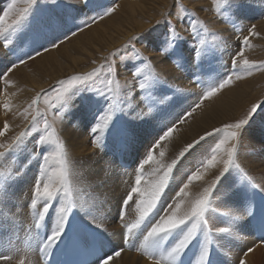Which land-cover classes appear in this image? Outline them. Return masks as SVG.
<instances>
[{"label":"snow or ice","instance_id":"1","mask_svg":"<svg viewBox=\"0 0 264 264\" xmlns=\"http://www.w3.org/2000/svg\"><path fill=\"white\" fill-rule=\"evenodd\" d=\"M64 2L70 4L72 0ZM80 2L89 10L80 18V31L113 14L119 6L104 5L100 0ZM17 3L18 0H11L7 10L0 15V42L5 48L13 44L14 38L18 39L30 30L38 0H23L26 7L19 11ZM211 3L215 16L231 25L234 35L239 38L238 47L227 52L230 64L224 54L233 46L226 40L217 43L219 34L210 31L197 13L186 8L180 0H176L175 9L162 12L161 19L156 21L157 25H166V35L163 44L155 50L176 67L186 70L188 65L195 64L203 68L206 62H218L215 77L208 82L198 101L178 120L170 121V117L182 89L173 87L167 76L157 71L148 57L129 41L126 47L131 48L133 60L139 61L129 69L133 82L121 84L116 63L118 53L114 52L99 69L60 80L51 90L37 93L20 112L26 124L21 131L14 132L7 121L0 127V169H4L0 171V210L11 198L23 169L36 163L28 203L32 223L26 229L23 248L0 245V264H13L14 261L25 264V259L19 258L21 252L24 256L38 255L40 264H51L53 255L62 254L69 246L81 247L91 256V260L83 264H110L121 257L125 249L142 253L151 264H226L213 257L214 251L219 253L215 246L217 238L229 243L240 240L249 226L255 228L260 243L264 244V184L255 181L242 167L238 148L244 131L254 123L257 110L264 112L260 104L254 103L243 118L214 128L187 145L181 156L206 137H214L213 146L199 157L194 170L179 182L173 175L177 160L166 163L163 150L158 156L155 154L161 141L172 136L176 123L191 116L205 100L232 86L234 79L264 71V62L250 61L245 56V51L252 47L251 38L259 36L255 24L247 29L243 25L249 0H211ZM174 20L184 25V31L192 37L190 41L180 34ZM72 35L76 32L71 31L60 38L59 43L53 39V47H59ZM135 39L143 44L147 37ZM186 45L190 48L187 54ZM44 50L49 49L45 47ZM41 54L37 50L35 55L18 57L0 70V81L5 88L9 84V73ZM101 72L105 73L104 86L97 89ZM0 92L8 95L5 89ZM77 99L93 114L90 131L97 147H105L100 140L107 135L118 138L117 149L122 157L135 150L138 144L143 147L142 154L131 165L125 164V167H134L136 175L134 184L116 204L114 219L121 225L119 233H110L105 227L110 209L104 207V195L93 192L91 185L87 191L80 187V174L55 126L58 117ZM41 103L46 106L44 110L40 109ZM2 107L5 113L15 115L10 100ZM141 124L151 129L149 138L143 141ZM10 132L13 134L9 135ZM145 165H152L153 170L148 182L142 186ZM202 169H215L216 172L206 185L200 186L201 191L190 195L189 185L204 179ZM170 182L172 191L169 196H164ZM257 194L261 197L259 202ZM234 197L242 198L239 205L234 203ZM130 204H134L137 213V219L131 223L125 220ZM117 236L119 243L115 241ZM252 251H255L254 247L248 248L238 264H247L244 257Z\"/></svg>","mask_w":264,"mask_h":264},{"label":"bare ground","instance_id":"2","mask_svg":"<svg viewBox=\"0 0 264 264\" xmlns=\"http://www.w3.org/2000/svg\"><path fill=\"white\" fill-rule=\"evenodd\" d=\"M8 1L9 0H0V8ZM74 1L76 2V0ZM109 1L110 0H100V3L110 6ZM111 1L112 5L116 4L114 0ZM116 2L119 3V6L117 7V11L114 13V15L110 16L107 19L105 17V19L100 21V23H98L97 25H94L87 31L85 30V32H83L82 34L71 39L60 50L59 47L51 46L52 50L46 53L47 55H43V57L45 58L43 63L41 64L42 66L40 65L39 61L37 62L38 65L36 70H24L23 68H21V66L17 67L16 70L13 71L14 73L10 75L13 80L18 75V78L15 80V84L12 87L5 88V85L0 81V89L4 85V89L8 93V95L5 96L3 92H0V127H2L3 124L7 121L9 125L12 126V128L14 129L17 126L16 123L20 120V116H13L12 112L5 113L2 106L6 101L10 100L11 104L13 105V112L15 111V108H17V111H22L24 108L22 107V104H24L25 102L29 103L38 92L43 91L52 83L63 79L65 76L70 77L71 75L77 73H85L90 71L92 68L96 67V63L103 60V58L107 55L108 52L114 51L123 43L127 42L134 35H137L147 30L152 24H155L157 20L161 19L160 17L162 12H165V10H167L168 8L174 9L175 7V2L173 3L172 0H136L135 2L119 0ZM189 2L191 5H193L194 8H198V6H200L198 3L195 4L193 2V4L191 3V1ZM72 9H77L79 11H71ZM72 9L64 10L61 12V14L56 12L52 15H49L45 21L34 25L23 36H20L14 42L15 44H13V46L17 47L25 45L37 36H43V39H45L47 28L52 30L51 35H55L56 29L60 28L61 26L63 28V33H58H60L61 35L64 34V37H66L70 34V31H72V25H77L75 23L81 21L80 18L84 16L85 11H89L85 8V6L80 7L78 5H76ZM245 20L246 19H244V21ZM254 24L256 25V30L259 33V36L258 38L256 37L255 39H251V42L253 43L252 47L254 48V50L250 53V56H257L258 53L263 56L264 20L260 22H255ZM219 25L216 24V27L222 30V32H219H221L224 39L226 38L225 40H227L231 45H233L231 43L233 32L227 27L222 25L220 27ZM67 27L71 30L68 31ZM56 35L57 37L59 36L58 34ZM25 39L26 42H24ZM59 39L60 37H58V41ZM66 39L67 38H65V40ZM43 43L47 44L46 46H44V48L48 46L47 40H44ZM27 49L28 45H25L20 47L19 52L17 51V49L15 51L18 52L19 56L21 55L24 57L27 56ZM187 51H190V49L186 48L185 54H187ZM17 52H15V54ZM12 54L13 56H15V54L11 51V48L10 50L6 49V51H3L0 47V70H3L9 65V62L12 61ZM226 54L227 53L225 52L224 59H226ZM15 59L16 58H14L13 60ZM262 60L264 61V58ZM153 61L156 64L157 70L162 73L165 72V75L167 76L168 80L174 83V86L180 89H184L185 84L190 85L192 83L191 79L194 76V70L199 68L197 66L194 67L193 64L188 65L186 70L178 68L176 66L174 67V64L169 62L166 57L160 55H153ZM88 62L93 63L87 67H84V65H86ZM44 65L48 68L44 67ZM205 65L206 64H204V66ZM41 72H44L47 76H43ZM121 74L122 77L128 79L126 74ZM182 76L183 78H181ZM21 77H24V86H26L23 93H19L21 88L23 87L20 83ZM236 87H240V89L237 91H232L231 99L226 102V106H244L243 108L247 107L245 108V110H248V108H250L254 103H259L262 99H264V71L253 76H247L246 80H243L240 83L236 84ZM193 89L195 90L193 91L196 92L195 95L199 96V90H197L196 87H193ZM227 92L228 90L218 96V102L223 103L225 101V98H223V96L227 95ZM187 96L188 95H186V97ZM183 98H185V95L181 93L180 99L182 100V102L183 100H185ZM180 99L177 101L179 104L176 103L178 106H180L179 110L176 109V112H172V117L170 121L178 120L185 111L191 108V106L198 101V99L197 101L194 100L184 107L181 106L183 104L181 103ZM187 100L191 99H189L188 97ZM209 103L211 104V107L206 106L202 108L201 111H199L194 116L193 120L188 123V125H182L177 127V133L175 138L168 140L162 146L160 144V151L163 148L166 153L170 155H177L179 152L184 150L187 145L199 140V138L203 136L206 132L212 131L214 128L221 127L225 123L235 122L239 120L244 113L243 111L238 110L239 112L243 113L239 115L240 117L236 118V113L229 110L226 111L221 108L216 109L212 107L214 104L211 100L209 101ZM211 114L215 115L213 117L214 119L209 118ZM91 116L92 112L79 99L75 100L69 112L66 114L65 118H63L65 120L62 122L61 133L63 135L64 140H66V145L68 147L67 150L69 156H71L70 158L73 161V165L76 171L80 174V187L84 188L87 191L89 186L91 185V190L93 192L96 193V191L99 190L101 191V194H104L106 193V191L104 190H106L107 187L103 183L101 185L98 181L100 179V176H97L98 180H94V177L99 174L93 173L94 164L91 162L86 163L85 170H83V166L79 164V161H81L82 159L93 156L98 158V162L104 163V165L101 166L102 170H106V166L107 168H109V166L111 165L104 155L98 154L100 155L98 156L95 152L96 149L94 150L95 147L92 146L93 143L90 139V128L92 126V123L90 122L92 118ZM89 123L90 126H88ZM141 128L148 129L149 131H151V129H149L147 125ZM175 141L178 143V147L174 151H170L169 148L171 144ZM213 142L214 140H212V143ZM113 144V140H111L109 146L112 148V146H114ZM203 148L207 149L206 144L205 146H203ZM238 148L239 161L246 166V169L249 173H251L255 177V175L264 172V158L263 156L261 158L259 157L261 153L262 155L264 153V112H261V114H258L254 117V123H251L244 131L242 140L240 141ZM116 156H118V153H116ZM166 157H168V155L165 154L164 159ZM76 158H78V161H76ZM116 163L118 165V162ZM35 165L36 163L34 164L33 168L30 167L33 173H22L23 176H26V180L23 181L19 179L16 182L15 187L12 190V196L6 203H12L15 211H17V206H25L24 204L29 202L31 198V184L35 176L34 173L36 172ZM151 166H149V169L153 170V167L151 168ZM254 170H258L259 173H254ZM215 172V169L211 171H206L202 169L204 179L199 181H193V183L189 185L187 191H189L190 195L201 191L202 188L200 186L206 185L207 182L214 177ZM148 180L149 178H147L143 184L148 182ZM105 182L106 184L110 185L114 193L105 197L104 207L105 209H110V211L108 212L109 219L106 222L105 227L108 228V231L110 233H119L120 231H122L121 225L117 223L114 219L116 215V204L120 196L123 195V193L129 188L130 185H126V183L122 182L120 178L119 182L121 187L118 184L117 179L112 180L111 183H108V179ZM259 183L264 184V179L260 180ZM26 208H28V204ZM134 210V206H129L128 213L125 214V217L128 214L132 216L131 218L137 219V214L134 213ZM80 215L83 216V213H81ZM28 217L29 219L25 225H22L18 222H13L11 224L12 228L10 234V243H13L14 240H21L24 235H27L26 229L32 223L30 209ZM127 219L128 218H125V220L129 223L135 221L132 219ZM15 228L17 234L15 236H12V232ZM250 232L252 233L251 229ZM115 241L119 243L118 236L115 237ZM254 243L255 241L251 240L249 238V234L244 231L243 237L240 240L235 241V245L233 246V248L235 249V253H240L239 257H241L243 253L247 251L248 248L253 247ZM240 244H242V247H240ZM255 247V251L249 252L248 255L244 257V259H246L247 261V264H257V262L258 264H261L262 260L264 259V247L260 245H257ZM21 257H24L25 264H40L39 260L33 254H28L27 256H24L21 252L19 254V258ZM14 263H17V261H14L13 264ZM110 264H151V261H149L140 252L133 253V251L125 250L121 254V257L117 258L116 260L110 261Z\"/></svg>","mask_w":264,"mask_h":264},{"label":"rangeland","instance_id":"3","mask_svg":"<svg viewBox=\"0 0 264 264\" xmlns=\"http://www.w3.org/2000/svg\"><path fill=\"white\" fill-rule=\"evenodd\" d=\"M115 1V3H116V5H118L119 3H117L116 1H119V0H114ZM125 1H130V2H135L136 0H125ZM189 1H191V3H195V4H199L200 6H198V8H194L193 7V5H191L190 4V2ZM180 0V3H182L186 8H188V9H190L191 11H194V12H196L197 13V15H198V17H199V19L201 20V21H203V22H205L207 25H208V27H209V29H210V31H212V32H216V33H218L219 35L217 36V40H216V42L217 43H220L221 42V40H225L224 39V37H223V35L221 34V32H222V30L221 29H219V28H217L216 27V24H220L219 26L221 27V25L222 26H225V27H227L228 29H230L232 32H233V37L231 38V43L233 44L232 46L233 47H231V48H228L227 50H226V53L228 52V51H232V50H234V48H235V46L236 47H238V45H239V38L237 37V36H235L234 35V29H232V27H231V25H228V24H224L218 17H216L215 16V14H214V11H213V5H212V3H211V0ZM110 2V6L112 5V1L110 0L109 1ZM172 2L174 3L175 2V5H176V0H172ZM201 2V3H200ZM11 3V0H9L6 4H4L1 8H0V15H2L3 14V11H5V10H7V8H8V6H9V4ZM193 3V4H194ZM76 5H78V6H80V7H84L85 5L83 4V3H81L80 2V0H76V2L74 1V0H72V3H70V4H65V2H64V0H38V4H37V6H36V8H35V16L33 17V23H32V26L31 27H33L34 25H36V24H38V23H41V22H43V21H45L46 19H47V17L49 16V15H52V14H54V13H56V12H58V13H60L61 14V12L62 11H64V10H68V9H72L73 7H75ZM5 6V7H4ZM208 6V7H207ZM24 7H26V5L23 3V0H18V3H17V11H19V10H22ZM169 9H171V8H168L167 10H165V12L166 11H168ZM174 9H175V7H174ZM204 9H207V11H204ZM253 10V11H252ZM116 11H117V8H116ZM115 11V12H116ZM251 11V12H250ZM114 12V13H115ZM250 12V13H249ZM114 13L113 14H111V15H109V16H106V19L107 18H109L110 16H112V15H114ZM246 13V15H244V19H246L245 21H244V19H243V24H244V27H245V29H247L248 27H250L251 25H253L255 22H260V21H262V20H264V0H249V4H248V10L245 12ZM257 13V14H256ZM254 14V15H253ZM202 15V16H201ZM209 15V16H208ZM246 16H248V17H246ZM249 17H250V19H249ZM161 18V17H160ZM211 18V19H210ZM215 18V19H214ZM261 18V19H260ZM105 19V18H104ZM104 19H102V20H104ZM256 21H255V20ZM102 20H98L97 22H95V23H93L92 25H91V27H93L94 25H97L98 23H100V21H102ZM247 22V23H246ZM80 23H81V21L80 22H76L75 24H77V25H72V27H71V29H72V31H75L76 32V35H72L71 36V38L69 39V38H67L66 40H64V43H61L60 44V46H59V50L66 44V43H68L71 39H73V38H75L76 36H78V35H80V34H82L83 32H85V30L87 31L88 29H90L91 27H85L84 28V30L83 31H80L79 30V25H80ZM173 23H176V25H177V28L180 30V34L182 35V36H184L185 37V39L186 40H188V41H190L191 39H192V37H191V35L188 33V32H186V31H184V25H181L180 23H178L177 21H173ZM256 26V25H255ZM67 29H68V31L69 30H71L70 28H68L67 27ZM63 31V28L60 26V28H58V29H56V34H58L59 36L58 37H60V38H62V37H64V34H60V33H58V32H62ZM219 31H221V32H219ZM71 32V31H70ZM151 32V35H149V33ZM51 33H52V30H50L49 28H47V33H46V38L45 39H43V36H37V37H35V38H33L31 41H29L28 43H26L25 45L27 46L28 45V51L26 52V55L28 56L29 54H32V55H35V51H37V50H39L42 54L41 55H39V56H36V58L35 59H31V60H28L27 61V63H25V64H23V65H20L21 66V68H23L24 70H36L37 69V62L39 61V63H40V65L43 63V61H44V58L45 57H43V55L45 54V55H47L46 53H48L49 51H51L52 50V48H51V46H53V44H52V42H53V39H55L56 40V42L57 43H59V41H58V37H57V35L55 34H53V35H51ZM63 33V32H62ZM245 34H247V32H245ZM165 35H166V25H157L156 23L155 24H152L147 30H145L144 32H141V33H139V34H137V35H134L132 38H130L127 42H125V43H123L120 47H118L117 49H115L114 51H111V52H108L107 53V55L103 58V60L102 61H99L98 63H96L95 64V66L96 67H94V68H92L90 71H88V72H91L93 69H99V67H100V65L101 64H103V63H106L107 62V59L108 58H110L111 57V54L112 53H118V56H117V58H116V63H117V66L119 67V69H120V72H119V79H120V81H121V84H129V82H133V78H132V75H131V72L129 71V69L132 67V65L134 64V63H139V61H134L133 60V52H132V50H131V48L130 47H126L128 44H129V41H132V43L135 45V47L137 48V49H139V51H141L146 57H148V59L152 62V65H153V67L157 70V67H156V64L154 63V61H153V55H160L155 49L158 47V46H160V45H162L163 44V42H164V40H165ZM62 36V37H61ZM137 36H140V37H147V39L144 41V43L143 44H141L139 41H137L135 38ZM256 37H253V39H255ZM258 38V37H257ZM252 39V38H251ZM17 39L16 38H14V41H13V44H15L14 42L16 41ZM44 40H47V43H48V46H47V48L49 49L48 51H45L44 50V46H46L47 44H44L43 42H44ZM227 41V40H226ZM24 42H26V39L24 40ZM250 43H251V45L253 46V43L251 42V40H250ZM13 44L9 47V48H5L4 46H3V43L2 42H0V47H1V49L3 50V51H6V49L7 50H10V48H11V51L13 52V50H14V54H15V52H19V49H20V47H22V46H25V45H21V46H13ZM148 44V45H147ZM151 46V47H150ZM13 47V48H12ZM150 47V48H149ZM255 47V46H254ZM186 48L187 49H190V48H188V46L186 45ZM13 49V50H12ZM17 49V51H15ZM254 50V48L253 47H251L250 49H248V50H246L245 51V56L250 60V61H255V62H264L262 59L264 58V55L262 56L260 53H258L257 54V56H250V53L252 52ZM18 52L15 54V56H13V54H12V61H13V59L14 58H18V57H21V55L19 56L18 55ZM263 53H264V51H263ZM17 56V57H16ZM27 56H24L25 58L27 57ZM41 56V57H40ZM161 56V55H160ZM122 58V59H121ZM225 60H228L229 61V64H230V58H229V56L226 54L225 55ZM98 59V58H97ZM168 60V59H167ZM12 61H10L9 62V64L12 62ZM102 62V63H101ZM170 62V61H169ZM93 63V62H92ZM92 63H87L86 65H84V67H87V66H89L90 64H92ZM206 65L205 66H203V68H198V69H196V70H194V76H193V78L191 79V81H192V83L190 84V85H184V89H182V92L181 93H183L184 95H185V98H183V99H185V100H183V102H182V100L180 99V97H179V99L181 100V103L183 104V105H181V106H187L188 105V103H191L192 101H194V100H196L197 101V99H199L200 98V95L202 94V92H203V90H204V88L207 86V84H208V82L210 81V80H212L213 79V77H215V71H214V69L216 68V67H218V62H217V60H213L210 64L209 63H205ZM42 66V65H41ZM193 66L195 67L196 65L195 64H193ZM44 67H46V68H48L47 66H45L44 65ZM174 67H175V65H174ZM4 68V67H3ZM80 68H82V67H80ZM16 69H14L13 71H15ZM11 72V73H9V75H8V77H7V79H8V81H9V84H8V88H10V87H12L14 84H15V80L18 78V75L14 78V80L12 79V77H10V75L12 74V73H14V72ZM158 71V70H157ZM17 72V71H16ZM88 72H85V73H77V74H74V75H82V74H86V73H88ZM160 72V71H159ZM261 72H263V71H257V72H255V73H253L252 74V76L253 75H256V74H258V73H261ZM42 73V75L43 76H47L44 72H41ZM121 73H124V74H126V76L128 77V79H126V78H124V77H122V74ZM164 75H165V72L163 73ZM104 75H105V73H103V72H101V74H100V77H98L97 78V82H96V88L97 89H103V77H104ZM73 75H71L70 77H72ZM20 77V76H19ZM70 77H68V76H65L63 79H60V80H64V79H68V78H70ZM181 78H183V76L181 77ZM124 79V80H123ZM46 80V79H45ZM60 80H58V81H60ZM243 80H246V77H244V78H242V79H238V80H235L234 79V82H233V85L232 86H230V87H228V88H225V89H223L217 96H215L214 98H212V99H209V100H205L201 105H200V107H198V108H196V110L192 113V115L191 116H187L184 120H183V122H180V123H176V126H175V129L177 128V127H179V126H184V125H188V123L191 121V120H193V118H194V116L199 112V111H201V109L202 108H204V107H211V104L209 103V101L211 100L212 102H213V106L212 107H214V108H216V109H224V110H229V111H232V112H234V113H236L237 114V116H236V118H238V117H240L239 115H241L243 112L244 113H247L248 112V110L250 109V108H248V110H245V108H247V107H245V108H243L244 106H226V102H228L230 99H231V96H232V91H237V90H239L240 89V87H236V84H238V83H240L241 81H243ZM58 81H56V82H54V83H52L49 87H47L46 89H44L43 91H40V92H38V93H43V92H47V91H49V90H51L56 84H57V82ZM198 81H200V82H198ZM2 82V81H1ZM170 82V81H169ZM3 83V82H2ZM20 83H21V85L23 86L22 88H21V90H20V92L19 93H23V91L25 90V88H26V86H24V77H21V80H20ZM171 83V85L173 86V87H176V86H174L175 84L174 83H172V82H170ZM185 87H187V88H185ZM193 87H196V89L197 90H199V92H200V95L199 96H196L195 95V93L196 92H194L195 90L193 89ZM1 89H4V85H3V87L1 88ZM190 90H191V92H190ZM194 90V91H193ZM226 90H228V92H227V95H225V96H223V98H225V101L222 103V102H218L219 100H217L218 99V96H220L222 93H224ZM186 94H185V93ZM189 93V94H188ZM191 94V95H190ZM89 95H92L91 93L89 94ZM181 95V94H180ZM186 95H188L187 97H186ZM188 97H189V99H191V100H187L188 99ZM193 99V100H192ZM75 101V100H74ZM74 101H73V103H74ZM188 101V102H187ZM261 102H264V99H262L258 104H260V106H261V108H264V103H261ZM26 103L27 102H25L24 104L26 105ZM72 103V104H73ZM24 104H22L23 106L22 107H26ZM28 104V103H27ZM177 104H179L178 102H177ZM175 105L174 107H173V109H172V112H176V109H178L179 110V107L180 106H178V105ZM194 105V104H193ZM192 105V106H193ZM222 105H224V106H222ZM191 106V107H192ZM46 106L43 104V103H41L40 104V109L41 110H44V108H45ZM72 107V105L70 106V108ZM23 108V109H24ZM70 108L68 109V110H66L64 113H63V115L62 116H59L58 117V119H57V122H56V128H57V131H58V133H59V135L61 136V138L64 140V138H63V135H62V133H61V126H62V122L65 120V119H63V118H65V116H66V114L69 112V110H70ZM174 110V111H173ZM238 110H241V111H243V112H239ZM23 111V110H22ZM22 111H17V108H15V115H13V116H20V120H19V122H17L16 124H17V126L14 128V132H19V131H21L24 127H26V124H25V122L23 121V118H22V116L20 115V112H22ZM257 112H258V114H261V111H260V109H258L257 110ZM66 113V114H65ZM243 113V115L240 117V118H243L244 117V114ZM257 114V115H258ZM215 115L214 114H211L210 116H209V118H213ZM92 118H91V123H93V114H92V116H91ZM171 117H172V115H171ZM171 117H170V120H171ZM235 118V119H236ZM50 119H51V115H50ZM214 119V118H213ZM88 126H90V123L88 124ZM143 126H145V125H143V124H141V127H143ZM142 130V141L143 140H146V139H148L149 138V133H150V131L148 130V129H143V128H141ZM91 132V131H90ZM176 133H177V129L173 132V134H172V136L168 139V140H170V139H172V138H175V136H176ZM13 134V132L11 133L10 132V134L9 135H12ZM90 139H91V142L93 143V147H95L94 148V150H95V152L97 153V155L98 154H100V155H104L105 156V158L106 159H108V161H109V163L112 165H110L109 166V168H107V166H106V170H102L101 169V166L102 165H104V163L103 162H98L97 161V157H93V156H90L89 158H84V159H82L81 161H79V164L81 165V166H83V170H85V165H86V163H88V162H91V163H93L94 164V171H93V173H99V174H97L95 177H94V180H96L97 179V176H100V179L98 180L99 182H100V184L102 185V183L107 187L106 188V190H104V191H106V193H104L103 195H104V197H106V196H109L110 194H114L113 193V191H112V189H111V187H110V185H108V184H106V180L108 179V183H111L112 182V180H115V179H117V181H118V184L120 185V182H119V178H120V180L122 181V182H124V183H126V185H130V186H132L133 184H134V179H135V175H136V173H135V170H134V167H129L128 169H126V168H124V169H122L121 167H119V164L117 165V163L116 162H118L119 160H118V157H122L121 156V154H120V152L119 151H117L118 149H117V144H118V139L117 138H115V137H111V135H107L106 137H101V140H100V143L101 144H103V145H105V147H103V148H100V147H97L96 146V144L94 143V134H90ZM111 140H113V145L114 146H112V148L109 146L110 145V143H111ZM168 140H165V141H161V146L163 145V144H165ZM212 140H214V138L213 137H206V139L205 140H203V141H200V145L199 144H196L195 145V147L193 148V149H191V150H189L188 152H185V154L183 155V156H181L180 155V153L181 152H184V150H182L181 152H179L177 155H170V154H168V153H166L164 150H163V148H162V150L165 152V154L166 155H168V157H166L165 159H164V161L166 162V163H170L173 159H175V160H177V164H176V166H175V168H174V171H173V174L174 175H180V178H181V180H183V178L187 175V173L188 172H190V171H192V170H194V168H195V165H196V162H197V160L199 159V157L201 156V155H203L206 151H207V149H209L210 148V146H212L213 144H214V142L212 143ZM64 142H65V144H66V140H64ZM205 144H206V148L207 149H205V148H203V146H205ZM209 145V146H208ZM116 146V147H115ZM66 147H67V145H66ZM92 147V148H93ZM178 147V143L175 141V142H173L172 144H171V146H170V148H169V150L170 151H174L176 148ZM209 147V148H208ZM67 149H68V147H67ZM143 151V147L141 146V144H138L137 146H136V149L135 150H133V151H130L127 155H125L126 157H127V161L130 163V164H132V162L136 159V157L137 156H139L140 154H142V151ZM160 151V148L159 149H157L156 150V155L158 156V152ZM109 153L110 155L109 156H107V154L106 153ZM116 153H118V156H116ZM194 153L195 154H197V157H196V155L194 156ZM115 154V155H114ZM176 154V153H175ZM100 155H98V156H100ZM124 156V157H125ZM263 156V158H264V153H263V155H262V153L259 155V157L261 158ZM69 157H71V156H69ZM115 157H116V159H115ZM21 159H24V157H22ZM71 159V158H70ZM248 160H250V159H248ZM71 161H72V159H71ZM76 161H78V158H76ZM122 162H124V160L122 161ZM240 162V161H239ZM72 163H73V161H72ZM241 163V162H240ZM34 164H35V162H33L32 164H31V166L30 167H32L33 168V166H34ZM124 164H122V166H123ZM241 165H242V167L247 171V169H246V166L245 165H243L242 163H241ZM36 166V165H35ZM149 166H151V165H145V170H144V172H145V175H144V178L142 179V184L144 183V181H146V179L147 178H149L150 179V177H149V173L152 171V170H150L149 169ZM30 167H25L24 169H23V172L22 173H33L32 172V169L30 168ZM153 166H151V168H152ZM26 169V170H25ZM29 169H31V170H29ZM36 169V168H35ZM111 169V170H110ZM126 169V170H125ZM153 169V168H152ZM2 170H4V169H0V171H2ZM118 170L121 172V173H125V175H126V178H123L122 176L120 177V175H119V172H118ZM117 171V172H116ZM183 171V172H182ZM247 173L250 175V176H252L253 178H254V180L255 181H257V182H259L260 180H262V179H264V172H262V173H260V174H257V175H255V177L251 174V173H249L248 171H247ZM254 173H259L258 172V170H254ZM34 174H36V172L34 173ZM25 177L26 176H23V175H21V180H23V181H25L26 179H25ZM177 180V179H176ZM129 186V187H130ZM120 187H121V185H120ZM99 188V187H98ZM121 189V188H120ZM125 189V188H124ZM97 190V189H96ZM171 191H172V182H170V185H169V188H167L166 190H165V193H164V196H169V194L171 193ZM101 191H99V190H97L96 191V193H100ZM259 198V199H258ZM260 194H257V196H256V199H258L257 201L259 202V200H260ZM234 199V203L236 204V205H239V202H240V200L242 199V198H240V197H234L233 198ZM163 201H164V197H162L161 198V203H163ZM29 202H27L26 204H24L25 206H22V207H20V205L19 206H17L16 207V210L17 211H15V209H14V206L12 205V203H8V204H6V206H4V208L2 209V210H0V224L1 223H3L4 221H5V219L7 218V216H9V215H12V223L13 222H18V223H20V224H22V225H25L26 223H27V221H28V219H29V217H28V214H29V208H26V206H27V204H28ZM131 206H134L133 204H130V207ZM20 207V208H19ZM19 209V210H18ZM15 211V212H14ZM126 213H128V209H127V211H126ZM134 213L135 214H137L136 213V211L134 210ZM73 214L75 215V210H73ZM130 214V213H129ZM18 216H20V218L18 217ZM13 217H14V219H13ZM82 217V216H81ZM132 216H130V215H128L127 214V217L126 218H131ZM244 223L245 224H247L248 222H247V220H245L244 221ZM10 227V226H9ZM10 228H12V226L10 227ZM250 229H251V227L249 228V227H247V228H245V230L244 231H246L248 234H249V238L251 239V240H253V241H255V243H254V245H253V247L256 249V247L255 246H257V245H260V246H262V247H264V244H261L260 243V241L259 240H255V238H254V234H253V231H252V229H251V231H252V234H251V232H250ZM0 241H1V232H0ZM10 242V241H9ZM18 244V243H17ZM14 244H12V246H13ZM235 245V241L234 242H231V243H229V242H226V241H224V240H222V239H218L217 238V243H216V247H218L219 248V253H217V252H215V254L217 253V255L216 256H214V258H218V259H220V260H222V261H225L226 260V264H238L237 262H238V259L240 258L239 257V254L238 253H235V249L233 248V246ZM9 246V245H8ZM240 247H242V244H240ZM244 248V247H243ZM137 251H133V253H136ZM264 253V252H263ZM236 258H237V261H236ZM21 259H24V257H21ZM14 264H18V262L17 263H14ZM257 264H258V262H257ZM261 264H264V259L262 260V262H261Z\"/></svg>","mask_w":264,"mask_h":264}]
</instances>
